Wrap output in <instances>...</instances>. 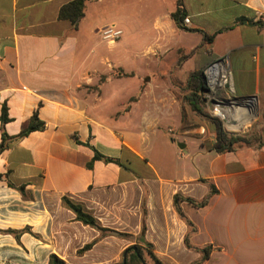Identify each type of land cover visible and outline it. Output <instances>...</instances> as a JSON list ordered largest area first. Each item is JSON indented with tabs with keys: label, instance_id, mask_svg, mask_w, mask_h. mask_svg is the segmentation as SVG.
<instances>
[{
	"label": "crops",
	"instance_id": "1",
	"mask_svg": "<svg viewBox=\"0 0 264 264\" xmlns=\"http://www.w3.org/2000/svg\"><path fill=\"white\" fill-rule=\"evenodd\" d=\"M72 1L0 0V117L5 107L8 118L0 121V231H22L19 243L0 233V264L18 255L27 264L30 254L36 264L51 254L65 264H119L129 248L145 249L135 241L142 206L144 240L162 264H264V0H180L189 20L181 28L172 17L178 0H85L76 29L58 17ZM108 26L122 32L113 43L100 36ZM222 59L230 85L218 95L234 102L217 111L231 112L222 127L248 144L217 153L214 126L183 94L193 72ZM35 112L42 129L4 141ZM164 124L179 130L170 142ZM188 137L199 143L190 163L178 152ZM147 142L171 152L164 169L163 157L142 153ZM94 151L120 165L94 160ZM202 180L217 193L202 208L181 202L190 228L174 196L202 201ZM63 197L133 241L108 236L78 255L99 234L75 221ZM206 247L200 262L193 248Z\"/></svg>",
	"mask_w": 264,
	"mask_h": 264
},
{
	"label": "trees",
	"instance_id": "2",
	"mask_svg": "<svg viewBox=\"0 0 264 264\" xmlns=\"http://www.w3.org/2000/svg\"><path fill=\"white\" fill-rule=\"evenodd\" d=\"M84 9H85V0H73L72 2L62 6L59 10L58 17L60 20L68 21L74 29H76L80 23V21L84 17ZM173 20L175 21L176 25L181 28V22L183 21L184 12L180 8V0H178V8L176 12L172 15ZM253 23L252 21H248L244 18H240L236 20V24H244V23ZM260 24V23H256ZM207 40V38H205ZM211 39V38H209ZM185 91L187 94L184 96L183 100L185 103H187L192 112L204 119H207L213 126L216 134V142L213 145V150L217 153L223 152V151H232L235 147L241 145V144H248V141L239 135L230 134L226 132L221 122L217 118H211L204 112V104L202 97L209 93V89L206 84V80L204 77V70H200L197 72H193L189 79L186 82L185 85ZM1 124L4 125L7 121V114L5 107L2 108V113L0 117ZM44 127V124L38 119L37 113L35 112L33 116L31 117L28 125L14 138H8L5 136V140L9 139H15V138H22L27 136L28 134L38 131ZM4 148V144H0V151ZM94 160H103L106 163H113L115 165H120L119 162L115 159L111 158H105L100 156L96 151H94ZM88 167H91V163L88 164ZM3 179V177L0 175V181ZM202 183L206 184L209 188V196L203 199L202 201H194L190 198L183 197L181 195L174 196V209L176 210V213L178 216L186 222V224L191 228L192 225L190 222L184 217L181 209L180 204L181 202L189 203L195 207H205L209 201V198L212 195H215L217 193V190L215 186L207 182L205 180L201 181ZM8 186L10 188H13L17 190L20 194L24 196V187H14L10 183H8ZM62 205L64 208L72 212L75 216V221L79 222L83 226H87L96 232H98L99 236L93 240L92 242L84 245V247L77 252L78 255H82L86 251L90 250L93 245H95L98 241L101 239L111 236L116 237L119 239H124L127 241H133L132 236H129L127 234H122L110 229H106L101 227L97 219L88 212L82 205L75 203L68 198L63 197L61 199ZM146 213L145 209L142 206V226H141V232L140 235L135 239L136 243H140L145 246V249L143 250L139 246H135L136 251H133L132 248H129L126 258H125V264H148L147 260L153 262L154 264H162L156 256L152 252V245L147 243L144 240V233H145V226H144V219H145ZM0 233H6L9 235H12L14 239L19 243L20 235L22 234V231H14V230H7V231H0ZM28 233L32 236H34L31 231L28 229ZM185 243L188 247V241L187 238L185 239ZM191 248V247H190ZM132 250V251H131ZM194 251L200 252L201 258L200 262L205 261L208 259L210 248H203V249H196L193 248ZM47 264H65L63 260L58 258L56 255L51 254L48 257V263ZM119 264H122L120 262Z\"/></svg>",
	"mask_w": 264,
	"mask_h": 264
},
{
	"label": "rangeland",
	"instance_id": "3",
	"mask_svg": "<svg viewBox=\"0 0 264 264\" xmlns=\"http://www.w3.org/2000/svg\"><path fill=\"white\" fill-rule=\"evenodd\" d=\"M187 94V92H184L183 94V98L184 96ZM207 95H204L202 97L203 99V108H204V112L211 118H217L221 124H226V122L228 120H231L232 118V115H231V112H224L223 110L220 111L221 113H219L216 109V104L217 103H220V107L222 106H229V103L230 102H234V101H230L229 99L225 98L224 96H220V95H215L214 96V99H212V95L210 96V99H208L207 97H205ZM224 103H227V105H223ZM236 103V102H235ZM233 104H231L232 106ZM224 109V108H222ZM223 114L222 117L224 118H221L220 116ZM205 121L209 122L207 119H204ZM226 126V125H224ZM171 127V126H170ZM173 134H170L169 132H167L168 130V125L167 124H164L161 129H162V132L164 133L165 135V138L168 142H170L171 139H173L177 133L179 132L178 128L177 127H173ZM224 129V128H223ZM236 130V129H235ZM235 130H232L231 132H236ZM227 132V131H226ZM229 133V132H228ZM231 134V133H230ZM180 140H185L186 142H181L179 140V142L181 143H184V145H186V148H183L182 150H178L179 153H181L183 155V158H185V160L188 161V163L191 162L192 159H194V161H196V152L198 151V149L194 148V145H198L199 143L197 141H192L190 139V137H188V139H180ZM177 141H176V145H177ZM178 146V145H177ZM142 153H144V155L146 156V158L148 159H153V161L155 162L156 159L159 160V164L161 163V159L158 157V155H160L161 157H163L162 159V167L163 169L165 168L164 166V159H165V156H168V158L171 159V152L168 151L166 148H163V147H160L159 144H156L155 142H147L146 144L144 143L143 144V148H142ZM195 163V162H194ZM2 257H0V260L2 261ZM29 260L27 261V264H36L34 262V258L33 256L30 254V256L28 257ZM9 259V258H8ZM119 263L121 262V256H120V260L118 261ZM148 264H154L153 262L147 260ZM12 264H26V261H24V257L22 256V262H21V255H18V256H12L11 258V262Z\"/></svg>",
	"mask_w": 264,
	"mask_h": 264
},
{
	"label": "built area",
	"instance_id": "4",
	"mask_svg": "<svg viewBox=\"0 0 264 264\" xmlns=\"http://www.w3.org/2000/svg\"><path fill=\"white\" fill-rule=\"evenodd\" d=\"M183 24H189V20L187 18L183 19ZM121 35L122 32L112 26L105 27L100 31V36L102 40L107 43L115 42L118 38H120ZM204 77L206 80L207 87L209 89V93L206 94L207 96H205L208 99H210L211 95L212 99H214V96H217L220 90H228L229 88L230 75L227 65L223 59L217 60L208 65L204 69ZM219 108L220 103H217L216 110Z\"/></svg>",
	"mask_w": 264,
	"mask_h": 264
},
{
	"label": "water",
	"instance_id": "5",
	"mask_svg": "<svg viewBox=\"0 0 264 264\" xmlns=\"http://www.w3.org/2000/svg\"><path fill=\"white\" fill-rule=\"evenodd\" d=\"M178 147H179L180 149H182L184 146H183V145H178ZM133 250L136 251V248H133ZM126 253H127V251H125V252L123 253V256H122V264H125Z\"/></svg>",
	"mask_w": 264,
	"mask_h": 264
}]
</instances>
